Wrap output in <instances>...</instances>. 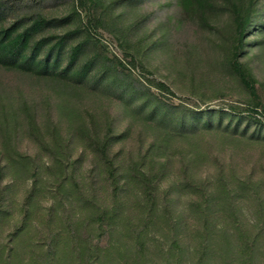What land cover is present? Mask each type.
Returning a JSON list of instances; mask_svg holds the SVG:
<instances>
[{
  "label": "trees",
  "instance_id": "trees-1",
  "mask_svg": "<svg viewBox=\"0 0 264 264\" xmlns=\"http://www.w3.org/2000/svg\"><path fill=\"white\" fill-rule=\"evenodd\" d=\"M154 1L76 7L150 72L170 33L151 23ZM172 1L220 36L221 66L249 94L245 108H192L144 87L75 6L59 16L0 0V70L32 83L0 93V264H264V161L235 160L264 155V91L245 60L264 44L251 39L264 37V0ZM190 84L205 102L207 82ZM21 135L36 155L18 149Z\"/></svg>",
  "mask_w": 264,
  "mask_h": 264
},
{
  "label": "rangeland",
  "instance_id": "rangeland-1",
  "mask_svg": "<svg viewBox=\"0 0 264 264\" xmlns=\"http://www.w3.org/2000/svg\"><path fill=\"white\" fill-rule=\"evenodd\" d=\"M23 1H25L23 5L39 3L41 5L39 9L43 13L59 16L67 14L71 6L76 7L79 5V0H48L46 3H43L42 0ZM55 3L57 6L54 5ZM76 8L81 23L89 28L91 36L99 42L111 57L117 58L125 69L144 87L150 88L158 95L171 99L175 104L185 103L192 108H211L215 110L224 108L226 111H230L231 106L245 108V102L248 100L249 94L236 79L228 77L221 66L223 57L218 48L220 36L209 31H202L187 22L183 12L174 1L158 0V2L154 1L146 8L148 12L153 14L151 23L155 26L163 23V27L170 31L167 47L158 48L155 52H152L153 54L148 59L147 69L150 72L143 69L137 56L132 51L122 48L112 34L103 28H97L93 24V12L89 8L79 6ZM227 22L228 17L226 15L215 19L217 28H224ZM251 39L263 40L264 37L257 38L253 36ZM191 48L196 49V51L191 53ZM245 60L253 68L258 81L257 87L264 91V44L262 48L248 50ZM204 80L212 91H208L205 102H202L191 96L190 83L196 85ZM30 85L32 83L27 81L26 78H22L13 72L0 70V93L6 92L3 93V96H7V93L12 92L16 87L26 88L27 90ZM160 85H164L168 90L162 89L159 87ZM35 94L37 98L44 100L45 94L41 95L40 92ZM259 118L262 120L261 116ZM133 141L129 143V146L136 149L138 144L137 142L133 143ZM17 145L20 151L29 155H36V145L26 137L21 135ZM261 152V149L253 150L245 154V157L239 156L235 160L240 165L248 162L249 167H251L264 161V155ZM47 160L46 158L45 161ZM90 167L91 163L86 161L83 170ZM209 172L212 173V171ZM172 176L176 177L174 173ZM21 191L18 193L19 197L22 195Z\"/></svg>",
  "mask_w": 264,
  "mask_h": 264
}]
</instances>
